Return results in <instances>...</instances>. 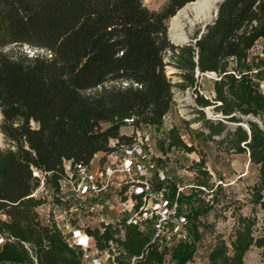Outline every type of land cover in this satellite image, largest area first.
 <instances>
[{
    "label": "trees",
    "instance_id": "16d2710c",
    "mask_svg": "<svg viewBox=\"0 0 264 264\" xmlns=\"http://www.w3.org/2000/svg\"><path fill=\"white\" fill-rule=\"evenodd\" d=\"M191 1L167 0L152 10L142 0H0V134L7 144L0 145V264H84L82 250L56 220L40 218L45 197L35 191L43 183L62 205L65 164L73 169L133 143V136L120 133L123 126L159 129L175 103L174 86H195L191 121L201 123L198 134L224 151L247 153L257 166L248 189L252 213L233 209L228 237L214 233L205 218L229 201L201 155L188 166L192 183L177 197L188 219V241L159 249L148 231L125 223L123 238L113 225L85 232L98 250L109 252L105 264H187L207 232L214 241L206 264H244L254 247L264 262V225L258 227L255 214L257 207L264 210V91L258 82L264 70L249 60L255 42L264 41V0H224L200 37L195 32V42L175 45L167 20ZM167 65L180 82L166 75ZM197 70L216 74L212 95L199 92ZM207 106L214 118L205 117ZM183 122L188 127L189 120ZM157 147L163 154L196 149L175 125ZM156 161L164 168L161 156ZM153 179L155 188L164 183L175 197L178 183L170 175Z\"/></svg>",
    "mask_w": 264,
    "mask_h": 264
},
{
    "label": "built area",
    "instance_id": "2783aa9c",
    "mask_svg": "<svg viewBox=\"0 0 264 264\" xmlns=\"http://www.w3.org/2000/svg\"><path fill=\"white\" fill-rule=\"evenodd\" d=\"M212 77L216 78V74ZM151 148L147 141L138 139L131 144H120L116 149L118 152L114 150L103 159L98 156L96 160L77 164L73 169L65 164L67 177L61 182L60 199L70 203L64 213L74 212L80 216L82 212L90 217L89 226H116L115 236L118 238L124 236L123 223L135 225L144 232L148 231L150 242L159 249L188 241V219L179 211L177 197L179 191L188 188L189 184H178L175 197H169L164 183L155 188L153 178L165 181L167 173L157 165ZM66 227L69 230L63 233L71 245L82 250L84 264L106 263L109 252L96 248L85 227H70L68 221ZM92 250H96V256L88 259ZM103 255L106 259L101 260Z\"/></svg>",
    "mask_w": 264,
    "mask_h": 264
},
{
    "label": "rangeland",
    "instance_id": "374dc122",
    "mask_svg": "<svg viewBox=\"0 0 264 264\" xmlns=\"http://www.w3.org/2000/svg\"><path fill=\"white\" fill-rule=\"evenodd\" d=\"M142 1L144 2V5L152 10H159L167 2V0ZM215 4L218 5L217 2ZM214 11L215 8L212 10L211 20H214ZM203 23L204 22L196 25L193 33L188 36L185 43L189 42L191 39L193 40V36L197 30L200 33ZM167 27L169 28V20H167ZM25 50L28 49L25 47ZM249 60L254 62V68L260 67L264 70L263 39H258L249 50ZM166 67V75L171 79V81L180 82L181 77L174 74L177 70L171 65H167ZM212 76L213 74L209 75L208 73L197 75L195 72L194 77L196 78V83L200 86V93L207 96L212 95V81L214 79ZM258 82L259 86H261L260 88L264 91V79L258 80ZM173 89L175 103L167 115L163 117V123L159 129L150 126L133 128L132 125H126L121 127L120 133L133 136L134 140L142 139V141H147L151 145V149L155 155L161 156L164 159L163 166L166 173L170 175V177L179 185L192 183L193 173L189 170L188 166L191 165L193 160H198L201 155H203L207 169L212 174V179L216 183H221L223 193H225L227 197L226 199L229 201L227 202V208H223L221 206L222 204L215 205L213 210L209 212L210 214H207L205 219L208 222L214 223V233H223L224 237L227 238L232 231L231 229L234 222V218L232 217L233 209H235V214L242 213L244 215L252 213V204L249 203L248 189L257 180V166L249 161L247 153L236 154L224 151L223 149H220L219 145L214 141L196 132L195 129H197L201 123L191 121V119L196 115L193 111V108H196L193 93L195 86H185L183 89L178 86H174ZM202 109L206 118H214V113L211 107L207 106ZM183 119L189 120L188 127L185 126ZM173 125L179 128L180 133H182V138L188 144H191V142L193 143L196 148L195 151L186 153L180 150L171 149L166 154H163L158 150L159 147H157V142L163 137L164 132H166V130ZM116 143V140L109 141L110 146H116ZM0 145L2 147L7 146L1 134ZM119 146L120 145L116 146L115 150L118 149ZM96 158H98V155L94 157L95 160ZM35 195L38 197H45V202L38 208L40 218L43 220L48 217L54 218L58 224H60L59 226L64 233H67L69 230V228L66 227L67 221L70 223V227L82 226L86 228L89 226L87 224L89 223L88 219L90 217L88 218L82 212L80 213V216H77L74 212H67V214H65L64 211H68V203L70 202L66 201L62 202V205H57L52 200L48 189L42 184L35 191ZM255 214L258 219V227H262L264 225V210L257 207L255 209ZM90 221L94 223V220ZM94 226L95 225L91 224L89 227ZM213 241L214 234L207 232L194 255V261L188 262L187 264H206L207 261L205 256ZM93 256H96V250H92L89 253L90 258L88 259L93 258ZM104 259H106L105 255L101 256V260ZM244 264H264L260 255V249L254 247L248 251Z\"/></svg>",
    "mask_w": 264,
    "mask_h": 264
},
{
    "label": "bare ground",
    "instance_id": "6f19581e",
    "mask_svg": "<svg viewBox=\"0 0 264 264\" xmlns=\"http://www.w3.org/2000/svg\"><path fill=\"white\" fill-rule=\"evenodd\" d=\"M217 0H194L185 4L170 17L169 36L174 42H182L193 33L197 24L209 21ZM214 74V73H213Z\"/></svg>",
    "mask_w": 264,
    "mask_h": 264
},
{
    "label": "water",
    "instance_id": "95a60500",
    "mask_svg": "<svg viewBox=\"0 0 264 264\" xmlns=\"http://www.w3.org/2000/svg\"><path fill=\"white\" fill-rule=\"evenodd\" d=\"M223 1H224V0H217V1H216L218 5H216L215 11H214V15H213L214 19L217 17L219 4H221ZM212 21H214V20H213V19H212V20L210 19L209 21H206V22L203 23V25H202V29H201L200 33L198 34L199 37H200V35L203 33V30H204L205 26H206L208 23H211ZM168 35H169V31H168ZM197 38H198V37H197ZM169 39H170V41H171L173 44H175V45H182L183 43H185V42L187 41V39H184L182 42H174V41L170 38V36H169ZM192 41L195 42V39H193ZM196 73H197V75H202V74H203L202 72H200V70H199V71L197 70ZM244 118H245V119H249V118H250V119H252V120H255V119H256V118H254V117H252V116H249V115H247V117L245 116ZM230 124L233 125L234 123H230ZM242 125L245 126L244 124H242Z\"/></svg>",
    "mask_w": 264,
    "mask_h": 264
},
{
    "label": "crops",
    "instance_id": "0c3cea01",
    "mask_svg": "<svg viewBox=\"0 0 264 264\" xmlns=\"http://www.w3.org/2000/svg\"><path fill=\"white\" fill-rule=\"evenodd\" d=\"M247 253H248V252H247ZM247 253L245 254V258H246ZM245 258H244V260H245Z\"/></svg>",
    "mask_w": 264,
    "mask_h": 264
}]
</instances>
